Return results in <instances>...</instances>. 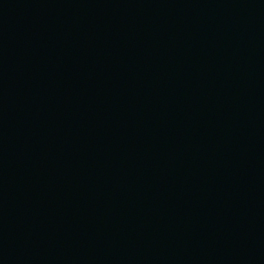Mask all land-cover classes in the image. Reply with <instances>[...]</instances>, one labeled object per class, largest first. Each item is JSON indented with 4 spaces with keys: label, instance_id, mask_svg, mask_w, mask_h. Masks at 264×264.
Wrapping results in <instances>:
<instances>
[{
    "label": "water",
    "instance_id": "1",
    "mask_svg": "<svg viewBox=\"0 0 264 264\" xmlns=\"http://www.w3.org/2000/svg\"><path fill=\"white\" fill-rule=\"evenodd\" d=\"M0 264H264V0H0Z\"/></svg>",
    "mask_w": 264,
    "mask_h": 264
}]
</instances>
